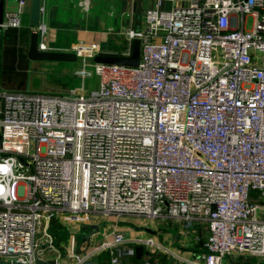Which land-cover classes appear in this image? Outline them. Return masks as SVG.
I'll list each match as a JSON object with an SVG mask.
<instances>
[{"label":"built area","instance_id":"built-area-1","mask_svg":"<svg viewBox=\"0 0 264 264\" xmlns=\"http://www.w3.org/2000/svg\"><path fill=\"white\" fill-rule=\"evenodd\" d=\"M172 1L123 32L119 55L140 42L136 67L89 72L99 46L72 47L76 75L98 77L89 94L0 91L1 262L61 264L50 223L90 214L204 226L191 264L264 261V0ZM20 26L19 12L3 14L1 30ZM34 30L47 51L46 27ZM141 245L159 247L113 232L71 264H132Z\"/></svg>","mask_w":264,"mask_h":264},{"label":"rangeland","instance_id":"rangeland-1","mask_svg":"<svg viewBox=\"0 0 264 264\" xmlns=\"http://www.w3.org/2000/svg\"><path fill=\"white\" fill-rule=\"evenodd\" d=\"M251 28L252 19L247 17L245 29L250 30ZM6 38H11L12 42L3 43L1 36L0 91H25L33 94L69 97L82 93L89 94L98 88L99 80L94 74L85 77L84 80L76 75V72L83 67L81 59L74 62L33 61L27 57L30 40L27 34L17 33L14 36L7 34ZM128 47L129 42L120 38L115 46V52L118 55L122 54ZM66 50L65 52L71 53ZM86 63L88 65L86 70L92 72L91 65L94 61L87 60ZM89 217L90 223L88 221L85 223L65 222L61 219L53 220L50 223L49 234L53 243L52 255H60L61 264H71L73 262L71 255L80 252L82 247H85L84 244L90 250L97 248L103 238L113 232L134 239L145 241L151 239L157 243L158 248L148 245L135 248L134 259L140 264H144L146 260L153 262L151 257L159 255L158 253L168 255L172 262H178L176 256L194 261L202 252L196 238L204 239V226L201 228L195 226L193 233L183 230L182 222L170 218L150 221L140 217L115 218L101 214H90ZM92 226H96L102 234L99 235L92 231ZM144 228L155 231L157 234L152 239L150 233L146 232ZM131 229L142 233L135 236L136 234L131 232ZM259 261L246 255L234 254L228 260V264H264V261ZM36 264H42V262L37 261Z\"/></svg>","mask_w":264,"mask_h":264},{"label":"crops","instance_id":"crops-1","mask_svg":"<svg viewBox=\"0 0 264 264\" xmlns=\"http://www.w3.org/2000/svg\"><path fill=\"white\" fill-rule=\"evenodd\" d=\"M21 1L24 2L23 5L19 4V0H3V14L19 12L21 15L19 28L2 29L3 43L12 42L11 38H6L7 34L14 36L17 33L21 35L25 33L30 37L32 31L28 26L30 0ZM173 5L172 0H41L40 24L44 25L47 31L44 43L47 51L51 52H65L66 49L70 51L81 42L98 45L100 54L115 55V46L119 39L126 40L123 32L143 27V15L147 9L169 10ZM131 232H134L135 236L142 233L132 229ZM96 234L102 233L97 230ZM156 234H150L151 238L153 239ZM84 246L82 249L90 250L86 244ZM158 254L151 257L153 262L191 264L190 260L179 256H176L178 262H172L168 255ZM106 259V255H99L93 261L105 264ZM135 260L131 259L132 264H140Z\"/></svg>","mask_w":264,"mask_h":264},{"label":"water","instance_id":"water-1","mask_svg":"<svg viewBox=\"0 0 264 264\" xmlns=\"http://www.w3.org/2000/svg\"><path fill=\"white\" fill-rule=\"evenodd\" d=\"M3 0H0V24L2 22L3 16ZM41 16V0H30L29 6V17L28 26L32 30L30 33L29 47L27 52V57L33 61H57V62H74L77 57L74 53L69 52H51V51H39L38 50V35L34 30L40 24ZM1 33L0 28V46H1ZM140 58V42L139 40H133L131 43V53L130 56H121L113 54H98L93 58L94 63L106 64V65H121L136 67L139 63ZM97 227L92 226L91 230L97 232ZM143 229V228H142ZM144 230L150 234H156L155 231L144 228ZM0 264H9L6 262H1Z\"/></svg>","mask_w":264,"mask_h":264}]
</instances>
